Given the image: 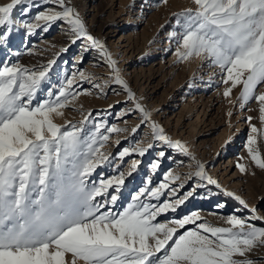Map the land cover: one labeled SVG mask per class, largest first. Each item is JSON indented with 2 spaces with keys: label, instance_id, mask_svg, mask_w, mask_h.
<instances>
[{
  "label": "snow or ice",
  "instance_id": "obj_1",
  "mask_svg": "<svg viewBox=\"0 0 264 264\" xmlns=\"http://www.w3.org/2000/svg\"><path fill=\"white\" fill-rule=\"evenodd\" d=\"M21 3L22 0H11L0 6V28H6L0 32V45L7 43L14 24L13 9ZM52 3L60 11L40 13L36 20L66 22L71 42L85 39L99 50L107 59L114 82L123 87L130 100H135L116 61L105 45L89 34L78 12L67 0ZM193 4L194 11L188 9L182 14L183 19L176 20L182 32L171 33L172 37L179 36L180 47L185 50L178 49L177 55L182 59L193 54L206 55L212 64L226 72L224 83L231 81L233 87L243 84L241 97L247 102L253 98L257 86L264 83V0H193ZM25 27L32 32L31 25L26 23ZM51 63L39 72L15 65L0 68V264H68L66 254H71V264H77V260L85 264H252L251 260L234 257H245L253 247L264 245V228L232 217L227 221L231 227L198 225L214 239L201 231L189 230L173 240L178 228L195 223L199 217L192 214L175 220L172 223L176 227L153 223L158 214L169 209L175 211V205L145 203L140 195L159 199L167 184L142 188L140 195L133 197L135 204L113 213L108 207L118 199L109 192L113 181L89 180L99 164L95 134L84 139L82 128L72 125V130L67 127L62 130L51 118L52 113L59 114L58 109L65 106L71 93L62 87L55 100L46 99L33 106ZM245 73L246 78L241 79ZM71 84V80L67 81L68 88ZM230 92L228 89L224 95ZM48 95L51 97L53 93ZM254 98L262 105L264 121V94ZM135 108L145 121L150 120V113L139 102ZM151 128L155 140L187 154V148L179 141H171L159 125L153 122ZM99 129L97 125L96 131ZM101 139L107 141L108 136ZM248 143L253 145L256 141L250 137ZM152 147L149 143L138 154L143 156ZM248 151L256 165L264 169V158L252 147ZM127 154L128 149H124L119 155ZM159 155L164 157L165 153ZM136 167L133 163L132 169ZM151 167L157 169L159 161ZM196 167V177L219 187L202 163L197 161ZM238 167L245 170L243 165ZM123 175L116 180L117 185L124 183ZM114 190L119 192V187ZM225 195L234 196L231 192ZM235 199L247 207L243 199ZM181 203L183 200L176 201ZM149 237L154 240V247L148 243ZM162 249L165 254L157 257L155 253Z\"/></svg>",
  "mask_w": 264,
  "mask_h": 264
},
{
  "label": "rangeland",
  "instance_id": "obj_2",
  "mask_svg": "<svg viewBox=\"0 0 264 264\" xmlns=\"http://www.w3.org/2000/svg\"><path fill=\"white\" fill-rule=\"evenodd\" d=\"M126 1L67 0L85 22L89 34L102 42L111 58L116 61L121 78L131 89L135 100H130L123 87L114 82V74L107 59L101 55L99 50L92 48L89 41L79 39L76 43H72L68 25H66V30L60 29L64 21H55L50 25V22L36 20V16L46 10L60 11L52 0H22V3L13 9L12 32L7 43L0 45V68L15 65L22 69L39 72L48 66L49 62H52L37 92L36 100L33 101V106L46 99L55 100L62 87L66 92L71 93L68 95L65 106L58 109L59 114L52 113L51 118L55 124L61 126L62 130L65 127L67 130H72V125L82 128L81 135L84 139L95 134L97 144L94 147L99 149L96 159L101 161V164L98 170L94 171V178L90 177L89 180L98 182L103 178L113 181L109 192L118 197L114 204L108 205L113 213L123 212L129 204H135L133 197L140 195L142 188H159L161 184H167V188L161 189L162 195L159 199L144 194L140 195V200L156 205L165 202L175 205V211L158 214L152 221L153 223L176 227L172 223L175 220L192 214L199 217L195 223L178 228L173 240L189 230L201 231L198 227L200 223L210 227H231L227 221L232 217L244 220L256 228H264V169L256 165L248 151L249 147H252L261 158H264V121L261 120L260 112L262 105L254 98L256 95L264 94V83L259 84L254 91L253 98L245 102L241 97L243 84L240 83L233 87L231 81L224 83L226 72L212 64L210 59L202 54L205 63L208 61L205 66L209 69L210 78L196 84L198 88L195 96L189 94L192 81L189 65H187L189 59L188 57L182 59L177 55L178 49L180 52L185 50L180 47L179 36L172 37L171 33L182 32V28L176 25V20L177 18L183 19L182 14L188 9L195 10L196 5L193 4V0ZM10 2L11 0L0 6ZM85 4H88L87 7H84ZM82 8L86 10L85 16L82 14ZM133 10L136 12L132 15L136 16L137 12H141V15L134 17L136 21L129 24L126 20L130 16L129 12ZM26 23L31 26L35 23L34 28L37 30L29 33L25 27ZM45 27H47L46 31ZM5 30L6 28H0V32ZM65 32H69V41L66 44L57 43L56 39ZM120 39L121 43L118 45ZM42 41L55 42V44L53 47L50 45L46 52L38 53L37 51H41V48L37 45H40ZM168 44H170L169 47ZM67 45L68 49L65 50ZM115 47L119 48L116 55L114 54ZM15 49L23 53L34 49L35 52L28 54L29 56L18 57L13 54ZM79 56L82 60L78 63ZM73 74L79 79L71 84V88H68L67 81L73 79ZM83 75H87L88 78L87 76L80 77ZM91 76L94 77L93 82L96 81L101 85V89L92 84V81L90 82ZM246 76L247 73L241 79ZM80 83L88 84L82 91L95 95L99 103L103 105L102 107L98 106L89 112L68 106V103L77 95ZM207 84L210 86L209 89L203 91L208 87ZM228 89H231V92L225 96L224 93ZM49 92L53 93L51 97L48 95ZM136 102H139L150 113V120H144L143 114L135 108ZM185 105H190V109H193L190 115V110H185ZM127 106H132L131 113L118 118L119 113L123 112ZM203 111L206 112L205 115ZM98 112L102 114L98 116ZM196 112L201 113L199 120H197ZM138 122H140L139 125ZM153 122L163 128L164 135L171 141H179L187 148V154H185L179 149L170 147L162 164L154 173L150 169L151 165L162 152L160 149H167L169 146L163 141L154 139L151 128ZM97 125H100L99 132L96 131ZM192 128L199 130V135L195 138L193 136L196 133ZM253 128L257 131L253 132ZM107 129H115V131H107ZM128 132H132L129 137L126 136ZM101 136H108V140L103 141ZM250 137L255 139V144L249 145ZM116 138H119L118 144L115 143ZM149 143L153 144V147L146 152L148 157H143L137 169L131 171L132 161L139 160L137 154L129 153L130 155L127 154L124 157H120L119 154L128 146L136 150L146 148ZM234 143L237 146L233 149V159L236 158L238 160L236 165H243L245 169L241 171L238 166L236 167L241 172L239 180L242 181L241 188L245 192L243 196L231 188L230 178L235 171L225 169L227 161L224 164V158L228 156L224 154L225 149L230 150ZM174 149L181 153L179 157H182L181 163L184 162V165L175 159L176 156H173L174 151L172 150ZM158 160L161 161L160 158ZM197 161L205 166L207 175L217 181L219 187L196 177ZM165 162L169 163L164 166ZM105 163L106 165H103ZM187 163L190 166H187ZM184 168L186 172L181 171V177L176 178L178 185L173 183L174 179L164 178L169 175L170 170L179 171ZM121 173L124 174V183L117 185L116 180L120 178ZM224 177L228 182L223 181ZM116 187H119V192L114 190ZM209 189L226 196L234 202V206L241 208L242 211L236 214V208L230 206L219 212L215 208L219 198L214 202L207 198L206 193ZM225 192H231L234 196L229 197L225 195ZM189 193L191 195H188ZM235 197L243 199L247 207L241 205ZM177 200H183V203L176 204ZM252 209H255V212ZM254 217H259V219ZM201 234L209 235L210 239H214L208 233L201 231ZM157 235L163 238L161 233ZM148 243L154 247V240L151 237ZM171 243L170 241L169 245ZM136 246L138 247V244ZM164 254L163 249L155 253L157 257ZM234 259H248L252 261V264H264V245L258 244L247 252L245 257L235 256ZM71 260V254H66L68 264H71ZM77 264H85V262L77 260Z\"/></svg>",
  "mask_w": 264,
  "mask_h": 264
},
{
  "label": "bare ground",
  "instance_id": "obj_3",
  "mask_svg": "<svg viewBox=\"0 0 264 264\" xmlns=\"http://www.w3.org/2000/svg\"><path fill=\"white\" fill-rule=\"evenodd\" d=\"M7 1H10V0H0V4H5ZM85 1V0H84ZM92 1H94V0H92ZM124 1H126V0H124ZM129 1V0H128ZM127 2V1H126ZM123 3H125V2H123ZM87 5L88 4H85V6L84 7H87ZM51 10V9H50ZM50 10H46V11H44L43 13H47V12H49ZM91 12V11H90ZM133 12H136L135 10H133V11H131V12H129V18L126 20L129 24H131L132 22H134V21H136V19L134 18V17H136V16H139V15H141L140 13L141 12H137V13H135L136 14V16L135 15H132V13ZM82 14L85 16L87 13H86V10L85 9H83L82 8ZM39 21V20H38ZM36 22V21H35ZM91 22H93V20H91ZM30 23V22H29ZM38 23V22H37ZM53 24V22H50V25H52ZM23 25V24H22ZM30 25V24H29ZM67 25V23L65 22V23H63L62 24V26H61V28L60 29H62V30H66V26ZM24 26V25H23ZM34 26H35V23H34V25H32V31H36L37 30V28H34ZM69 27V26H68ZM34 33V32H33ZM63 35H61V36H59L57 39H56V42L57 43H61V44H66L67 43V41H69V38H70V35H69V32H65V33H62ZM132 35V34H131ZM31 36V35H30ZM49 41H42L41 43H40V45H37V46H39L40 48H41V51H37L38 53H41V52H46V50L50 47V45H52V47L54 46V44H55V42L54 43H48ZM121 43V39L118 41V45ZM169 43V42H168ZM114 44V43H113ZM62 46V45H61ZM116 46V45H115ZM170 46V44H168V47ZM66 48V50L68 49V45H67V47H65ZM160 48V47H159ZM118 47H115V49H114V54L116 55V53L118 52ZM156 51H157V48H156ZM33 52H35V50L34 49H31V50H29V51H26V52H20V50H17V49H15L14 51H13V54L14 55H17L18 57H21V56H24V55H28V54H30V53H33ZM37 52H36V55H37ZM53 53V52H52ZM156 53V52H155ZM41 55V54H40ZM29 56V55H28ZM78 59V63L79 62H81V60H82V57H78L77 58ZM188 63H187V65H189V71H190V74L192 75V81H191V83H190V86H189V94L191 93L193 96H195V94L197 93V88H198V85L196 86V84H200L202 81H204V80H206V79H208V78H210V76H209V74H210V72H209V69H208V67L207 66H205V64H207V62L208 61H206V63H205V59L203 58V55L201 54V55H195V54H193L192 56H189L188 57ZM77 61V60H76ZM74 67H72V69H73ZM134 72H135V70H134ZM76 75H72V77H73V79L71 78V81H72V84L73 83H75L76 81H78V79L79 78H77V77H75ZM87 75H83V76H80V77H86ZM87 78H88V76H87ZM90 82L92 81L93 82V79H94V77L93 76H91L90 77ZM106 80V79H105ZM85 82H87V81H85ZM108 82V81H107ZM81 85H79L78 86V88H77V95L73 98V100L72 101H70L69 103H68V106H74L75 108H77V109H79V110H88L89 112L91 111V110H93V109H96L98 106H100V107H102L103 105H101L100 103H99V101H98V98L97 97H95V95H92V94H90L91 92H86V91H82V89L83 88H85L86 86H88V84H83V83H80ZM90 84V83H89ZM92 84H95V86L98 88V89H101V85H99V84H97L96 83V81L95 82H93ZM209 84H207L206 86H208ZM90 86V85H89ZM104 86V85H103ZM95 87V88H96ZM200 87V86H199ZM209 87L210 86H208L207 88H205V90H203V91H207L208 89H209ZM80 90V91H79ZM96 90V89H95ZM101 91V90H100ZM115 92V91H114ZM99 94V93H98ZM103 94H104V92H103ZM86 95H88L87 97H86ZM191 95V96H192ZM103 96V95H102ZM200 98H201V96H200ZM100 100V99H99ZM191 100H192V98H191ZM193 101V100H192ZM190 105H185L184 106V108H185V110H190L189 112V115L192 113V111L191 110H193V109H190L191 107H189ZM132 108V106H127V108L125 109V110H123V112H120L119 113V115H118V118H121L122 116H124L125 117V115H129L131 112H130V109ZM172 108H173V106H172ZM193 108V107H192ZM129 110V111H128ZM194 113V112H193ZM204 115H205V111H203L202 112ZM102 113H100V112H98L97 113V115L98 116H100ZM200 112H196V115H197V120H199L201 117H200ZM105 116V115H104ZM106 117V116H105ZM137 117V116H136ZM117 118V119H118ZM241 121V120H240ZM139 123L140 122H138V125H139ZM137 125V126H138ZM245 125V124H244ZM121 126H123V125H121ZM136 126V127H137ZM135 127V128H136ZM240 127H241V122L239 123V129H240ZM193 130H194V132L196 133V134H194V138L195 137H197L198 135H199V130H197L196 128H192ZM131 134H132V132L131 133H127L126 134V136L127 137H129V136H131ZM232 136V135H231ZM194 138H193V140H194ZM124 140V139H123ZM118 141H119V138H116L115 139V143L116 144H118ZM161 145H164V144H161ZM202 145V144H201ZM200 145V146H201ZM204 145V144H203ZM148 146V145H147ZM235 146H237V144L236 143H234V144H232V146L230 147V150H228V148L227 149H225L226 150V153H224V154H228V156L226 155V157L224 158L225 159V161H224V164L226 163V161H227V164H226V170H228V169H230L231 170V172H234V174L231 176V178H230V181H231V184H230V186H231V188H233V190H235V192L237 193V194H240L241 196H243V195H245V192H244V190H242V181H240L239 179H241L240 178V171H239V168H237L236 169V167L238 166V165H236V164H238V160L236 159V158H234L233 159V149L235 148ZM147 148V147H146ZM201 148V147H200ZM125 149H128V154L129 153H134L136 156H138L139 157V160H133L132 161V165H133V163H135L136 165H137V167H138V165L140 164V162H141V160L143 159V157H145V158H147L148 156H146V153H145V155H143V156H140L139 154H138V150L140 149V148H138V149H136V150H132V148H130L129 146L128 147H126ZM168 149H170V147H168L167 149H160V151H162V152H164L165 154H166V152H168L167 150ZM205 149V148H204ZM172 151H174V155L173 156H176V158L175 159H178V161L180 162V164H183L184 165V162L183 163H181L182 161H181V158L182 157H179V156H181V153H179L177 150H172ZM170 152V151H169ZM236 152V151H235ZM130 155V154H129ZM126 156V155H125ZM159 157H157V159H156V161L155 162H157V161H159L158 160V158H160L161 159V161H159V166L162 164V160H164V158L165 157H160V155H158ZM167 157H168V155H167ZM106 158V157H105ZM174 159V160H175ZM208 159V158H207ZM98 160V159H97ZM186 161V160H185ZM169 162H165V165L164 166H166L167 164H168ZM100 164H101V161H99V164L96 166V168H95V170L94 171H96V170H98V168H99V166H100ZM103 165H106V163L105 164H103ZM190 166V164H188L187 163V166ZM137 167H136V169H137ZM222 167V166H221ZM150 169L151 170H153V173L156 171V170H158V168L157 169H152V167H150ZM186 168H184V169H179V171L176 169H174V170H170V172H169V175L168 176H166V177H164L165 179H167V177H168V179H169V177H170V180L171 179H174L175 181L173 182L174 184H179V183H177L176 182V178H179V177H181V174H180V172L181 171H183V172H186V170H185ZM215 169V168H214ZM236 169V170H235ZM131 171L133 170V169H130ZM139 173H141V171L139 172ZM215 173V172H214ZM213 173V174H214ZM93 176H95V172H93V174H92V176H91V178H94ZM90 178V177H89ZM106 178V177H105ZM137 178V177H136ZM223 181L225 182V181H227L226 179H225V177H224V179H223ZM139 182V181H138ZM228 182V181H227ZM184 183H186V180H184ZM226 183V182H225ZM182 185V184H181ZM183 186V185H182ZM193 192H195V190H193ZM249 193V192H248ZM206 194H208V197L207 198H210V200L211 201H215V200H217L218 198V200H217V203L215 204V208H216V210H218L219 212H221V210H224V209H226L227 207H230V206H234V202H232V201H230V199H228L226 196H224V195H219L218 193H214L213 191H211L210 189L209 190H207V193ZM239 195V196H240ZM248 196H249V194H248ZM245 197V196H244ZM205 198V197H204ZM194 203H195V201H193ZM220 205H222V207H218V206H220ZM195 206V205H194ZM236 209H235V212H236V214L237 213H239V212H241L242 211V209L241 208H239V207H236V206H234ZM198 208V207H197ZM199 210V209H198ZM168 211H171V209H169ZM167 211V212H168ZM178 212V211H177ZM169 214H173V213H170L169 212Z\"/></svg>",
  "mask_w": 264,
  "mask_h": 264
}]
</instances>
